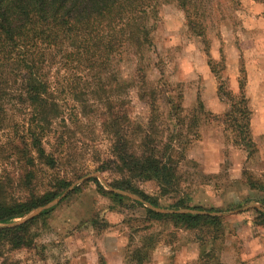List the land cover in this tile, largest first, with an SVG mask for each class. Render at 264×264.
<instances>
[{
    "label": "trees",
    "instance_id": "16d2710c",
    "mask_svg": "<svg viewBox=\"0 0 264 264\" xmlns=\"http://www.w3.org/2000/svg\"><path fill=\"white\" fill-rule=\"evenodd\" d=\"M172 1L184 11L187 26L204 37L205 27L196 15L197 5L202 0ZM158 2L0 0V223H11L45 206L84 177V183L94 184L98 193L109 198L111 207H128L126 200L142 207L147 223L165 221L174 228L205 229L211 234L210 241L221 235V217L210 214L219 212L218 209L192 206L183 197L162 206L158 198L138 186L142 181L153 180L163 195L177 191L181 178L179 168L187 160L185 152L196 137L199 124L196 113L187 121L180 115L179 92L174 98L166 97L171 107V124L160 120L158 96L161 92L157 86L144 89V67L140 62L152 44L148 19L150 16L156 19ZM126 52H132L139 61V98L150 110L144 125L127 117L124 97L114 102L107 94H111L113 88L125 90L127 84L117 64ZM206 54L218 81L217 95H226L230 100L226 116L231 142L243 148L249 158L256 146L251 136L253 112L246 93L245 72L241 71L237 93L233 96L223 90V78L214 69L208 52ZM158 81H162V76ZM64 82L66 87H63ZM64 91L82 110L91 106L86 102L87 95L104 107L101 118L110 136L109 155L97 162L94 170L119 175L108 183L111 189H106L96 176L87 177L90 173L87 170H67L74 157L72 135L68 132L71 125L79 123L77 115L81 110L68 111L65 98L61 96ZM100 92L105 93L103 99ZM203 109L202 101L197 98L193 111L203 112ZM249 186L264 193L263 184L249 182ZM76 189L79 185L74 186L73 190ZM115 190L133 193L140 201ZM144 202L172 211H156L146 207ZM259 202L264 206V197ZM181 208L207 212H179ZM50 210L12 226L0 227V255L2 247L9 250L33 247L36 232L32 228L39 220L44 221ZM249 211L254 214L253 223L264 226V212L256 207ZM99 222L100 226L107 223ZM90 224L97 226L98 223L91 219ZM144 229L135 228L134 233ZM150 240L149 236L142 245L129 250L130 262L144 264L148 261Z\"/></svg>",
    "mask_w": 264,
    "mask_h": 264
},
{
    "label": "rangeland",
    "instance_id": "374dc122",
    "mask_svg": "<svg viewBox=\"0 0 264 264\" xmlns=\"http://www.w3.org/2000/svg\"><path fill=\"white\" fill-rule=\"evenodd\" d=\"M238 2L202 0L197 3L196 15L205 27V36L201 37L187 26L184 11L174 1L159 0L156 19L153 16L148 19L152 44L140 62L144 67V89L157 86L161 92L158 96L160 120L171 124V107L166 97L174 98L179 92L180 115L187 121L196 113L199 124L197 135L185 152L187 160L179 168L181 178L177 191L163 195L153 180L142 181L138 186L158 198L162 206L183 197L192 206L218 209L219 212L210 214L221 217V235L210 241L211 234L205 229L174 228L165 221L147 223L142 207L133 206L127 200L128 207H111L109 198L98 193L94 184L84 183L82 177L45 206L11 223H0V227L12 226L51 208L44 221L39 220L32 228L36 232L34 246L14 250L2 247L0 264L3 260L4 264H134L127 257L129 250L142 245L149 236L150 254L144 264H264V226L254 224V214L249 211L256 207L264 212L259 202L264 193L249 186V182L264 185V101L258 98L253 103L246 87L253 112L251 136L256 146L254 154L247 158L246 151L231 142L226 116L230 100L226 95H217L218 81L206 54L223 78V90L233 96L242 70L246 84L253 71L259 72L256 69L260 68L264 72V2ZM138 65L137 56L124 53L117 67L127 84L125 90L113 88L107 94L114 102L124 97L127 117L144 125L150 110L139 98ZM261 74L256 76V81H251L255 88H260L261 83L264 87V73ZM63 85L66 87L65 82ZM104 94L100 92L102 99ZM61 96L68 111L81 110L77 115L79 123L71 125L68 132L72 135L74 155L67 166L68 172L73 168L87 170L90 172L87 177L96 176L106 189H111L108 183L119 175L94 170L97 162L109 155L110 136L101 118L104 107L87 95L86 102L91 106L82 110L66 91ZM197 98L203 103V112L193 111ZM254 125L258 127L255 137ZM76 185L79 189L73 190ZM115 191L140 201L133 193ZM144 205L160 212L172 211L146 202ZM178 211L207 212L188 208ZM91 219L97 221V226L90 224ZM100 220L107 223L100 226ZM135 228L145 229L134 233Z\"/></svg>",
    "mask_w": 264,
    "mask_h": 264
},
{
    "label": "crops",
    "instance_id": "0c3cea01",
    "mask_svg": "<svg viewBox=\"0 0 264 264\" xmlns=\"http://www.w3.org/2000/svg\"><path fill=\"white\" fill-rule=\"evenodd\" d=\"M256 70H258L259 72H257V71H253L249 76H248V80H247V84H246V87H247V91L249 92V94H250V96H251V99H252V101H253V103L255 102V100L254 99H258L259 98V100H263L264 101V87H263V85H262V83H261V85H260V88L258 87H254L252 84H251V81H256V76L257 75H260V76H262V74L261 73H264L263 72V69H256ZM262 78H264V77H262ZM256 89L257 91H255V94H253L252 93V90L253 89ZM252 89V90H251ZM264 109V108H263ZM260 113V112H259ZM258 113V114H259ZM254 120V119H253ZM258 120V119H257ZM255 122H256V120H254ZM254 123V122H253ZM253 123H251V125H253ZM255 126V127H254ZM254 126H252V129H253V134H254V137H255V133H256V130L258 129V127L256 126V125H254Z\"/></svg>",
    "mask_w": 264,
    "mask_h": 264
},
{
    "label": "water",
    "instance_id": "95a60500",
    "mask_svg": "<svg viewBox=\"0 0 264 264\" xmlns=\"http://www.w3.org/2000/svg\"><path fill=\"white\" fill-rule=\"evenodd\" d=\"M39 208H40V207H39ZM32 216H34V215H32ZM32 216H29L28 218H31ZM28 218H25V220L28 219ZM23 221H24V220H23Z\"/></svg>",
    "mask_w": 264,
    "mask_h": 264
}]
</instances>
